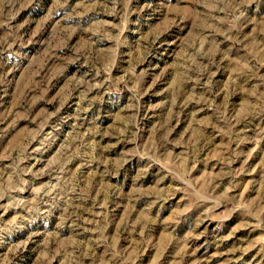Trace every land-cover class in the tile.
I'll return each instance as SVG.
<instances>
[{"label": "rangeland", "instance_id": "1", "mask_svg": "<svg viewBox=\"0 0 264 264\" xmlns=\"http://www.w3.org/2000/svg\"><path fill=\"white\" fill-rule=\"evenodd\" d=\"M0 264H264V0H0Z\"/></svg>", "mask_w": 264, "mask_h": 264}]
</instances>
